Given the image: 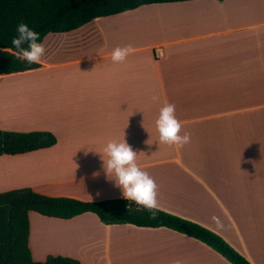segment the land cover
I'll return each mask as SVG.
<instances>
[{
	"label": "crops",
	"instance_id": "obj_1",
	"mask_svg": "<svg viewBox=\"0 0 264 264\" xmlns=\"http://www.w3.org/2000/svg\"><path fill=\"white\" fill-rule=\"evenodd\" d=\"M238 1L144 4L47 33L40 67L0 75L27 76L22 91L0 92V106L10 99L27 105L0 116V129L49 130L57 141L0 155V191L123 198L104 172L103 148L124 139L157 184L161 210L264 264V6ZM125 46L135 51L113 63L112 51ZM164 103L175 105L181 135H190L182 148L159 142L155 121ZM28 245L34 260L61 254L81 264H231L171 228L107 224L91 212L64 219L30 211Z\"/></svg>",
	"mask_w": 264,
	"mask_h": 264
},
{
	"label": "trees",
	"instance_id": "obj_2",
	"mask_svg": "<svg viewBox=\"0 0 264 264\" xmlns=\"http://www.w3.org/2000/svg\"><path fill=\"white\" fill-rule=\"evenodd\" d=\"M185 0H0V75L38 68L16 60L10 53L16 27L23 22L40 34L75 30L91 20L151 3ZM57 141L49 130L7 131L0 129V155L20 154L46 148ZM123 198L86 201L67 196L46 195L30 187L0 191V264H81L61 254L34 260L28 245L29 212L48 217L72 218L94 213L107 224L129 223L141 227H168L205 243L231 264H251L214 231L193 221L159 210L151 219L145 211Z\"/></svg>",
	"mask_w": 264,
	"mask_h": 264
},
{
	"label": "clouds",
	"instance_id": "obj_3",
	"mask_svg": "<svg viewBox=\"0 0 264 264\" xmlns=\"http://www.w3.org/2000/svg\"><path fill=\"white\" fill-rule=\"evenodd\" d=\"M39 41L40 34L21 22L17 25L16 35L11 40L15 51L11 49L10 53L16 60L28 65L39 64L46 51ZM134 51L131 46L117 47L112 51L111 59L113 63H122ZM158 99L155 95L152 97L153 102ZM155 125L161 144L179 149L190 143L188 133L181 135L182 124L176 118L175 105L164 103L159 110ZM103 154L107 157L106 161L103 160L104 172L107 177H113L115 186L121 190L123 199L137 206L134 211H145L151 219H155L160 210L157 199L158 186L154 179L136 163L137 153L123 139L122 142L109 141L103 148ZM174 264H182V262L176 260Z\"/></svg>",
	"mask_w": 264,
	"mask_h": 264
},
{
	"label": "rangeland",
	"instance_id": "obj_4",
	"mask_svg": "<svg viewBox=\"0 0 264 264\" xmlns=\"http://www.w3.org/2000/svg\"><path fill=\"white\" fill-rule=\"evenodd\" d=\"M234 3H237L238 6L241 5L240 0L238 2H234ZM234 3L232 5V7L234 5H237ZM247 3H248V6L253 4L252 5L253 8L255 6L254 4H256V3L260 8L262 6H264V0H248V1L244 2L243 4H247ZM213 10H216V9H213ZM259 13H261V12H259ZM258 39L264 40V33L259 34ZM40 73H42V72H40ZM26 77H27L26 75H22V76H16L15 75V76L7 77V78L2 77V79H0V92L5 93L6 91H16V92L22 91V89L27 84V82H26L27 78ZM1 104H2V106H0V116H2V117H5V116L8 117V115L10 117L12 109H14L16 107H19V106L23 107L22 109L27 108V105L19 104V103L17 104L16 100H13V99L5 100ZM33 217L35 218V216H33Z\"/></svg>",
	"mask_w": 264,
	"mask_h": 264
},
{
	"label": "water",
	"instance_id": "obj_5",
	"mask_svg": "<svg viewBox=\"0 0 264 264\" xmlns=\"http://www.w3.org/2000/svg\"><path fill=\"white\" fill-rule=\"evenodd\" d=\"M12 51H15V49H13Z\"/></svg>",
	"mask_w": 264,
	"mask_h": 264
}]
</instances>
